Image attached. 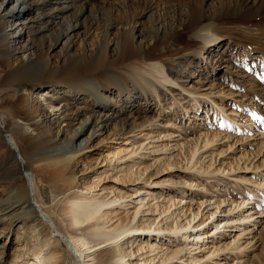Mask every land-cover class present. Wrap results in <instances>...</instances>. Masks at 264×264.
Segmentation results:
<instances>
[{
	"label": "bare ground",
	"instance_id": "obj_1",
	"mask_svg": "<svg viewBox=\"0 0 264 264\" xmlns=\"http://www.w3.org/2000/svg\"><path fill=\"white\" fill-rule=\"evenodd\" d=\"M12 1L0 0V237L4 238L0 244V264L4 263L2 255L6 243L20 223H30L33 230L45 226L49 232L48 246L45 244L44 249L38 247L33 251L30 264H58L55 253L49 249L51 245L57 246L55 242L66 244L75 264H203L201 255L192 249L199 248V242H204L206 237L217 239L219 244L215 251L229 250L223 252L226 259L234 256L235 264H242L238 259L245 246L222 242L227 232L237 227L232 213L235 209L228 207L229 192L223 193L222 198L221 195L214 200H202V205L206 206L215 203L211 206L213 209L208 210V218L202 219L200 206L194 208V196L189 197L196 194V190L204 191L197 181L186 183L192 193L180 192L182 199L176 206L179 210H170L176 205L171 194L175 189L168 183L162 186L160 182L147 183L145 174L150 165L141 166L134 159L128 161L122 155L125 151L122 148L93 158L86 152L97 145L108 146L112 138L108 129L115 115L121 114V119L140 127L138 117H133L129 108L151 104L147 94H143L144 98L141 95L147 89L156 94L155 103L162 104L156 80L176 85L193 63L199 64L212 51V60L206 62L204 70L211 67L216 72L222 64L221 56L215 57L219 46L234 43L241 45L248 56L264 57V0H221L219 7L215 6V13L208 8H190L184 25L154 34L151 36L153 44L139 39L134 31L136 21L132 22L134 18H127L125 13L120 21L106 23L94 48H89L86 37H82L80 50L76 49L73 31L81 27L79 18L85 12L84 6L79 9L80 14H75L74 21L67 20L65 29L54 34L56 37H52L49 45L31 43L18 50L27 21L41 20V30L45 32L51 25L52 28L58 26L55 18L71 5L68 0ZM17 3L30 13L19 10ZM127 3L124 0L122 4ZM221 3L225 7L219 12ZM45 7L50 10L45 12ZM45 15L49 19L44 20ZM123 23L129 26L130 43L121 44L110 38L111 29L116 27L120 31ZM6 25L12 27L11 32L6 31ZM59 45L63 47L61 58L53 62L50 51ZM117 66L142 71L146 75L142 81L146 86L131 89L120 81L115 71ZM45 84L51 86L44 89ZM203 141L207 146L210 139ZM200 148L198 143H193L185 149L189 153L185 154L181 165L184 169L200 172L198 160H193ZM217 154L216 159L221 164L216 167L215 175L228 179L232 173L240 171L241 167L221 160L222 154ZM100 165L108 166V170H120L109 189L101 188L103 192L95 193L92 186L82 185L87 183L89 169L95 170ZM236 181L244 185V193L248 191L259 197V210L264 213V180H256L252 175ZM129 182L136 183L131 187V194H127L126 189ZM139 183L142 184L139 186ZM186 195L189 200L185 199ZM251 198L244 196L238 212L253 201ZM52 213L61 225L69 227L68 231H62ZM253 215L242 214L243 222L253 221ZM4 219L10 221L2 225ZM257 223L253 222L254 227ZM211 225L214 230L208 234ZM244 228L248 226L245 224ZM87 238L92 244H88ZM103 248L109 258L97 256L98 250Z\"/></svg>",
	"mask_w": 264,
	"mask_h": 264
},
{
	"label": "rangeland",
	"instance_id": "obj_2",
	"mask_svg": "<svg viewBox=\"0 0 264 264\" xmlns=\"http://www.w3.org/2000/svg\"><path fill=\"white\" fill-rule=\"evenodd\" d=\"M123 1L68 0L71 7L57 15L58 17L55 19L58 21V26L55 28H52L51 25V29L42 32L41 20L32 18L27 21V26L23 30L18 44L19 48H17L21 50L22 46L31 43L40 44L45 42L49 45L52 37L53 39L56 37L54 34L65 29L67 20L74 21L75 14H80L78 11L83 6L85 12L79 18L81 27L73 31L76 49L78 50L81 49L82 37H86L89 48H94L99 43L101 30L105 28L106 23L120 21L122 14L126 13L127 15H125L129 19L134 18L132 20V22L136 21L134 31L140 36L139 39L153 44L151 36L154 34L184 25L190 8L203 7L208 8L211 13H215V6L219 7L221 2V0H126L128 2L127 8V5L123 6ZM12 2L15 3L16 0ZM17 6L19 10L27 11V14L30 13L29 9L22 8L20 3H17ZM224 7L225 5L221 3L219 12L224 10ZM48 10L50 8H44L45 12ZM33 15V13L30 14L31 17ZM46 18L49 19V16L45 15L43 17L44 20H47ZM13 22L10 23L12 24ZM169 24L171 26H168ZM5 28L7 32L12 31L11 26L6 25ZM117 29L116 27L111 29L110 38H113L116 42L119 40L121 44L129 42V26L123 23V26H120V31ZM184 39H188L187 35L184 36ZM62 49L61 45L52 48L50 52L53 62L60 60ZM110 50L112 54L110 56L113 57L114 50H112V47ZM212 53L213 51L211 54L208 52L205 55L206 57H204L205 59L200 61L199 64L197 62L193 63L191 69L182 74L184 78L177 80L176 85L165 84L163 80L162 83L161 80L154 82L155 79L150 78L160 89L161 103L163 105L155 103L157 100L156 94L145 87L147 90L141 92V95L144 98L143 94H147L151 104L146 106L147 102L141 107L134 108L132 106L129 108V112L132 111V116L138 117L140 127H133L130 122L121 119L123 117L121 114L115 115L111 120L110 129H108L109 136H112L108 146L97 145L86 153L93 158L98 156L99 153L101 155L109 154L116 148H122L125 150L122 155L128 158V161H133L134 159L139 161L141 166L150 165L145 174V176L148 175V178H146L147 183L160 182L159 186H162V183H168L175 189L171 194H174L173 201H176V205L172 206L170 210H179L176 206L179 199H182L180 192L185 190L187 195L192 193L191 187H186V183L192 181L195 183L197 181L196 183L200 184L199 188L204 191L196 190L197 192H194L196 194L192 196L190 194L189 197L194 196V208H199L200 206L204 214L202 219L208 218V210H212L211 206L215 205V203L214 205L213 203L207 206L205 203L202 205V200L207 198L214 200L221 195L222 198L224 194L229 192L227 196L231 205L229 204L228 207L232 206L235 209L232 213H234V218L237 219V221H234V223H237V227H232L227 232L228 236L222 242L224 244L232 242L230 246H245L243 255L240 254L241 258L238 259L242 260V264H264V213L259 210L261 207V204L259 206L257 202L259 197L250 194L248 191L244 193V185H238L236 181L252 175L256 180H264V91L262 90L264 85V57L259 54L246 55L241 45L237 46L234 43L232 46L224 44L222 47L219 46L215 53V57L221 56L222 59V64L218 70L215 72L211 67L207 68L209 70H204L206 62L212 60ZM200 57V55L197 57V61ZM115 71L118 72L117 76L120 81L126 83L133 90L138 89V86H146L142 82L146 75L140 70L134 71L131 68L117 66ZM165 71L168 72V69ZM141 72L142 74H140ZM50 86V84H45L44 89ZM207 94L211 97H207ZM144 101L145 99H143ZM249 101L252 103L250 104ZM205 138L210 139L207 146H204L203 139ZM193 143H198L199 147L201 146L194 157L195 159H193L195 161L198 160L197 166H200L199 169L197 168L200 172L195 173L181 166L184 162L185 154L189 153L185 149L190 148ZM86 150L87 147L84 148V151ZM219 152L222 154L221 160L226 159L225 162H231L236 168L241 167L240 171L232 173V175L228 176V179L221 174L215 175L217 174L216 167L221 164L219 159H216ZM165 158L169 160H165ZM118 170H108V166L105 165L97 166L95 170L90 168V172L87 174L82 173L86 174L87 182L82 187L89 188V186H92V190L95 193L103 192L101 188L109 189L114 184V179L118 176ZM258 172L261 174L255 176V173ZM204 176L209 178L207 179ZM122 179L124 177L120 178V180ZM137 181L139 180L135 182ZM135 182L126 183L129 186V188H126L128 189L127 194L132 193L131 187H135ZM141 184L139 183V186ZM173 188L169 189L172 190ZM108 189L107 191H109ZM187 195L185 199L188 198L187 200H189L190 198ZM244 196L252 197L251 201H253L246 204L244 209L238 212V206L243 201ZM232 200H235V202L231 203ZM167 205L170 206V203H167ZM236 205L237 207L235 208ZM248 213H254L252 216L253 221L243 222L242 214ZM52 217L59 223L56 214L52 213ZM9 221L10 219L2 220V225ZM254 221L258 222L255 227L253 225ZM20 224L14 227V232L10 235L11 240L6 243V248L2 255L3 264H30L33 261V251L38 250V247L44 249L46 245L48 246L46 242L48 243L49 232L45 226L38 228V230H33L30 223ZM245 224L248 229L244 228ZM211 227L212 225L208 234L214 230ZM60 228L63 232L69 230L67 225H61ZM206 238L208 239H205L204 242H199V248L192 249L195 254L201 255L203 264H220V262L221 264H235L234 256L226 259L224 255L229 250H224L225 252L222 250L215 251L216 245L219 244L217 239ZM46 239L47 241H45ZM87 240L90 241V238H87ZM206 240H208L207 243ZM3 242L4 238L0 237V244ZM55 244L57 246L51 245L49 249L55 253L58 264H75L74 258L67 250L66 244L64 242L60 244L55 242ZM88 244H92V242L90 241ZM105 250V248L98 250L97 256L109 258ZM213 254L214 256H212ZM216 254L217 256H215Z\"/></svg>",
	"mask_w": 264,
	"mask_h": 264
}]
</instances>
